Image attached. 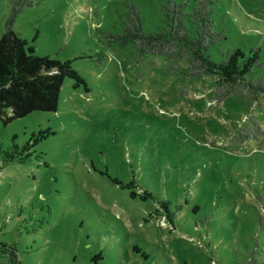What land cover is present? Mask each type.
Segmentation results:
<instances>
[{
    "label": "rangeland",
    "instance_id": "374dc122",
    "mask_svg": "<svg viewBox=\"0 0 264 264\" xmlns=\"http://www.w3.org/2000/svg\"><path fill=\"white\" fill-rule=\"evenodd\" d=\"M26 1L15 32L67 77L56 113L0 119V249L18 264H239L264 246V96L213 101L220 76L108 43L127 3L152 33L167 0ZM212 6L225 40L208 58H258L264 82V0ZM11 8L0 0V36ZM255 121L258 138L236 139Z\"/></svg>",
    "mask_w": 264,
    "mask_h": 264
},
{
    "label": "trees",
    "instance_id": "16d2710c",
    "mask_svg": "<svg viewBox=\"0 0 264 264\" xmlns=\"http://www.w3.org/2000/svg\"><path fill=\"white\" fill-rule=\"evenodd\" d=\"M27 3L11 0L5 33L0 36V85L7 77L13 80L10 88L0 86V119L5 123L34 112L56 113L67 77L60 62L27 51L15 32V19ZM187 8V0H167L163 6L162 27L145 33L137 5L127 3L123 29L106 35L108 43L122 47L131 44L142 54L163 56L171 70H182L189 78L220 76L223 80L215 85L213 101L223 102L235 95L252 100L264 96V82L261 78H252L254 69L260 66L258 58L245 57L238 51L229 52L220 63L208 58V51L225 40L212 18V0H196L190 10ZM236 61L239 62L237 71L230 72L229 67ZM260 133V124L255 121L245 129H238L236 139H256ZM8 249H0V257H6L10 264H18L14 248ZM96 257L101 260L102 254ZM239 264H264V246L256 239L246 260Z\"/></svg>",
    "mask_w": 264,
    "mask_h": 264
}]
</instances>
